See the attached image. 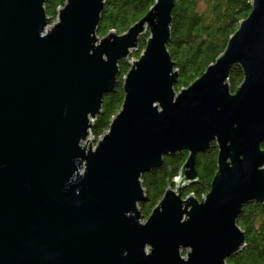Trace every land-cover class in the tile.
I'll return each mask as SVG.
<instances>
[{"label": "water", "instance_id": "obj_1", "mask_svg": "<svg viewBox=\"0 0 264 264\" xmlns=\"http://www.w3.org/2000/svg\"><path fill=\"white\" fill-rule=\"evenodd\" d=\"M45 2L0 0V264H228L245 245L243 207L264 204V0L180 91L167 48L175 0H155L100 44L106 0H68L46 33ZM147 30L123 105L93 149L104 96ZM235 65L244 79L232 93ZM213 142L210 191L184 198ZM181 151L178 194L171 185L142 222L144 173Z\"/></svg>", "mask_w": 264, "mask_h": 264}, {"label": "trees", "instance_id": "obj_2", "mask_svg": "<svg viewBox=\"0 0 264 264\" xmlns=\"http://www.w3.org/2000/svg\"><path fill=\"white\" fill-rule=\"evenodd\" d=\"M253 0H175L172 12L171 39L167 48L176 63L179 75L175 85L177 91L188 87L224 52L229 38L238 29L239 23L251 13ZM67 0H46L48 16H55ZM155 0H106L98 27V34L110 31L126 33L141 20L154 5ZM145 46L141 40L140 47ZM128 63L120 61V75L111 90L104 96L102 111L92 127L97 139L108 129L124 102V75ZM244 74L239 65L233 66L229 85L234 92L243 82ZM264 149V143L262 144ZM188 157L187 151L165 156L158 169L144 173L142 184L146 198L140 202L143 218H148L159 204L168 188L178 178L180 169ZM218 147L213 142L205 152L197 155L199 182L187 186L183 197L194 193L204 197L211 189L217 173ZM238 226L245 233V245L239 253L229 257L228 264H264V204H246L237 219Z\"/></svg>", "mask_w": 264, "mask_h": 264}, {"label": "rangeland", "instance_id": "obj_3", "mask_svg": "<svg viewBox=\"0 0 264 264\" xmlns=\"http://www.w3.org/2000/svg\"><path fill=\"white\" fill-rule=\"evenodd\" d=\"M68 1V0H67ZM66 4V3H65ZM63 8V7H62ZM58 14H59V11H58V13H57V15H55V16H48L47 15V17H49L50 18V20H51V22L47 25V27H46V29H45V31H44V33H46L47 32V30L49 29V28H51L50 26H53V23H56L57 22V19H58ZM97 37H99V39H98V41L96 42V44H100V41H101V39H102V37H106L107 35H103V36H101V35H99L98 34V31H97V33L95 34ZM151 37V33H150V31L149 30H147L145 33H143L141 36H139V41H138V49H134V50H132V53L130 54V56L127 58V60H125V59H123V60H121V61H124V62H126V63H128V64H126L127 66H128V69H127V71L125 72V75H127L128 74V72H129V70L131 69V66H130V60H132V59H135V60H139L140 59V57H141V54L142 53H144V51L146 50V46H147V40L149 39ZM141 40H144V42H145V46L143 45L142 47L143 48H141L140 47V43H141ZM144 50V51H143ZM119 66H120V64H119ZM120 70H121V67H120ZM120 75V74H119ZM124 75V76H125ZM239 87V86H238ZM180 91V90H179ZM231 91H232V93H234V90H232L231 89ZM112 122V121H111ZM111 124V123H110ZM110 126V125H109ZM91 133H92V129H91ZM100 137H102V136H100ZM100 137H98L97 139H94L95 137H93V139H94V141L92 140L91 141V147H93V149H95L96 148V146H97V141L99 140V138ZM86 141H82L81 142V144L82 145H85L84 143H85ZM262 168V167H261ZM172 189L174 190V191H176V193L178 194V192H177V190L175 189V181H174V183L172 184ZM183 196H184V194H182ZM185 198V197H184ZM202 198L203 197H201L199 200H202ZM160 203V202H159ZM159 205V204H158ZM157 205V206H158ZM145 220H147V218L145 219H143L142 220V222H145ZM183 257L185 258V257H187V255H186V252H184V254H183Z\"/></svg>", "mask_w": 264, "mask_h": 264}]
</instances>
